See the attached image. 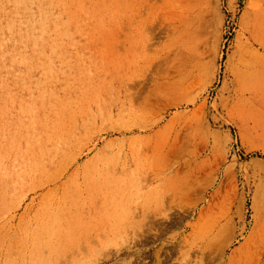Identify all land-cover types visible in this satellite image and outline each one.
<instances>
[{"label": "rangeland", "instance_id": "1", "mask_svg": "<svg viewBox=\"0 0 264 264\" xmlns=\"http://www.w3.org/2000/svg\"><path fill=\"white\" fill-rule=\"evenodd\" d=\"M0 7L56 30L16 76L72 137L0 198V264H264V0Z\"/></svg>", "mask_w": 264, "mask_h": 264}, {"label": "bare ground", "instance_id": "2", "mask_svg": "<svg viewBox=\"0 0 264 264\" xmlns=\"http://www.w3.org/2000/svg\"><path fill=\"white\" fill-rule=\"evenodd\" d=\"M46 12L49 14V11ZM19 14L20 17L17 18V13L13 11L7 13L11 19H14H10L11 22L16 21L15 25L4 24L3 16L1 17L0 14L1 199L8 192L18 190V187L35 178L37 174L55 166L59 162V156L68 151L72 140L68 132L69 128H66L65 121H63L64 111L68 104L64 103L61 98L56 100L53 98L52 94L55 92L42 79L43 73L37 74L36 79L33 80L31 75L29 77V72V81H21V77L16 76L17 69L23 68V71H26L24 62L28 57L25 53L27 45H31V42L34 46L54 43L56 30L49 29V26V28L32 26L27 20L28 16H24L26 20H23L24 13ZM34 51L37 52V49H31L30 55ZM257 58H259L258 55ZM229 242H223L222 248L228 246Z\"/></svg>", "mask_w": 264, "mask_h": 264}]
</instances>
